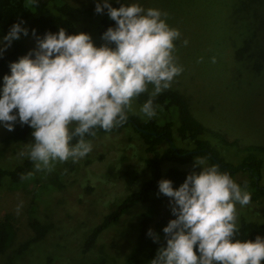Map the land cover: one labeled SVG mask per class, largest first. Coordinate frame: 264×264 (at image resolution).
Returning <instances> with one entry per match:
<instances>
[{"label": "rangeland", "instance_id": "obj_1", "mask_svg": "<svg viewBox=\"0 0 264 264\" xmlns=\"http://www.w3.org/2000/svg\"><path fill=\"white\" fill-rule=\"evenodd\" d=\"M64 1L77 10L65 15L75 25L77 34L88 33L95 44L101 46L104 41L101 40L98 17L85 13L96 7L98 0ZM99 2L103 3V0ZM109 2L138 3L145 9L168 13L167 23L181 33L180 40L175 42V55L184 69L170 89L186 96L191 113L204 126L228 141L236 140V144L229 145L218 137L209 136L219 157L237 163L248 155L247 146H264V0ZM3 40L4 37L0 38V42ZM184 40L188 41L187 46L183 45ZM23 42L31 49L36 47L34 37ZM13 43L0 56L10 50ZM245 43L249 47L241 58H237L235 50ZM3 47L0 43V49ZM256 60L263 64L260 71L252 67ZM140 107L136 99L134 111L128 114L142 118ZM9 133L11 131L0 124L2 165L19 162L20 151L26 149L32 139L31 136L25 142H4ZM88 140L93 147L86 157L75 163L72 160L56 163L53 172L58 174L61 183L58 187L56 184L46 186L47 179L41 178L36 184L32 181L18 189H11L6 183L0 188V217L5 213L13 214L16 230L13 243L0 254V264H6L12 257L18 264H90L101 258H105L106 264H148V259L141 256L131 258L144 210V205L140 204L102 231L91 248L84 249V240L101 216L137 188L148 174L143 142L130 125L120 132L99 133ZM257 156L261 159L262 171L259 183L264 184V154L257 152ZM196 161L203 162L202 168L212 166L209 160L197 157L180 167L189 172H200L202 168L195 166ZM129 179L132 180L129 182ZM36 203L38 216L53 222L55 228L20 252L21 244L33 236L28 214ZM236 210L238 218L260 219L264 215V197L243 207L237 203ZM170 214L168 198L160 206V215Z\"/></svg>", "mask_w": 264, "mask_h": 264}, {"label": "clouds", "instance_id": "obj_2", "mask_svg": "<svg viewBox=\"0 0 264 264\" xmlns=\"http://www.w3.org/2000/svg\"><path fill=\"white\" fill-rule=\"evenodd\" d=\"M35 3L27 0L25 6ZM105 9L115 26L102 34L101 46L88 33L68 34L60 27L57 33L36 37V47L11 62V74L3 77L0 124L8 131L17 122L33 129L34 141L19 156L33 162L36 171L51 172L56 163L86 157L93 146L85 137H95V129L111 132L122 126L142 94L149 99L140 114L153 119L155 97L170 89L184 70L175 55L181 33L167 23L168 13L138 3L116 8L109 0H98L95 12L103 14ZM22 23L11 26L0 42V54L20 40L21 33L28 35ZM32 34L36 36L35 29ZM202 163L196 161L195 166ZM158 188V195L170 198L176 218L164 227L166 245L150 264H264V236L255 241L236 238V204L249 205L251 194L230 174L213 165L188 174L178 189L168 179L159 181ZM147 235L160 243L158 233L149 229Z\"/></svg>", "mask_w": 264, "mask_h": 264}, {"label": "trees", "instance_id": "obj_3", "mask_svg": "<svg viewBox=\"0 0 264 264\" xmlns=\"http://www.w3.org/2000/svg\"><path fill=\"white\" fill-rule=\"evenodd\" d=\"M27 0H0V38L5 37L11 26L18 22H23L22 27L28 29V35L21 33V39L15 40L11 49L0 56V87L3 89V77L10 75L9 64L18 61L19 58L27 55L33 50L26 46L24 39L29 37H42L47 32L57 33L60 27L65 28L68 34H77L75 25L68 20L65 15L76 13L64 0H36V3L26 7ZM113 7L119 8L124 3H111ZM94 17H98L100 32L103 34L109 27H114L115 22L107 15V9L103 14H97L95 8L85 12ZM36 30L33 36L32 30ZM114 48L115 45H112ZM249 45L238 47L235 56L241 58ZM264 59V57H263ZM262 62L254 61L252 67L260 71ZM149 96L142 94L137 101L142 105ZM157 115L151 119L141 118L138 115L128 114V119L122 126L114 128L111 132L102 129H95L96 133H117L123 127L130 125L143 142L144 163L147 169V177L137 186V188L127 193L114 208L103 216L91 229L84 240V249H89L95 243L97 237L105 229L116 223L133 206L144 205L139 221L137 242L133 248L131 258L143 257L148 259V264L156 256L157 250L162 244L166 245L163 239V229L171 219H175L172 214L160 215L162 202L168 199L163 194H159L158 184L162 179L173 182V187L182 185L188 174L191 172L183 169L180 165L195 161L197 157L205 158L215 166L221 173L227 172L241 186L242 190H247L251 194V201L264 197V184L259 183L261 171V159L257 152L264 154V146L249 145L246 147L248 155L237 163L219 157L214 151L215 147L210 142L209 136L220 138L226 144L234 145L236 140L228 141L221 134L209 129L199 122L191 113L189 101L177 90L168 89L154 99ZM33 129L29 126H18L4 138V142H25L32 136ZM27 136H29L27 138ZM92 136H86L88 140ZM34 141L32 137L30 142ZM76 141L74 140L73 143ZM185 143L190 147L179 144ZM32 173L31 176H28ZM244 173V174H243ZM22 176L27 177L22 179ZM46 178V186L56 184L61 185L56 172L36 171L33 162L27 157H22L19 162L12 165L0 164V188L6 183L11 189H18L27 186L29 182L35 183ZM132 179H129L130 182ZM30 184V183H29ZM38 203L29 211V226L33 231V236L24 241L19 251H24L30 244L42 240L49 232L53 231L55 224L51 221L43 220L38 216ZM157 216V217H156ZM238 233L236 238L242 241L253 240L256 237L264 236V215L260 219H247L240 217L237 219ZM151 229L161 237L160 243L147 235ZM16 235L15 218L11 213H5L0 217V254L4 253L14 241ZM19 253V252H18ZM6 264H18L14 257L7 260ZM90 264H106L105 258L94 261Z\"/></svg>", "mask_w": 264, "mask_h": 264}, {"label": "water", "instance_id": "obj_4", "mask_svg": "<svg viewBox=\"0 0 264 264\" xmlns=\"http://www.w3.org/2000/svg\"><path fill=\"white\" fill-rule=\"evenodd\" d=\"M129 120V119H128Z\"/></svg>", "mask_w": 264, "mask_h": 264}]
</instances>
